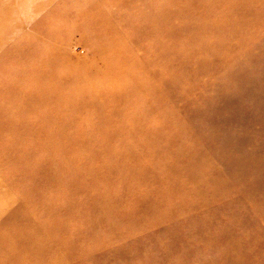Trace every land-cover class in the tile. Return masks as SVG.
Instances as JSON below:
<instances>
[{
    "label": "rangeland",
    "instance_id": "1",
    "mask_svg": "<svg viewBox=\"0 0 264 264\" xmlns=\"http://www.w3.org/2000/svg\"><path fill=\"white\" fill-rule=\"evenodd\" d=\"M25 3L0 11V264H223L238 201L264 226V162L214 167L264 158V0Z\"/></svg>",
    "mask_w": 264,
    "mask_h": 264
},
{
    "label": "bare ground",
    "instance_id": "2",
    "mask_svg": "<svg viewBox=\"0 0 264 264\" xmlns=\"http://www.w3.org/2000/svg\"><path fill=\"white\" fill-rule=\"evenodd\" d=\"M1 2H3V0H0V11H1V9L6 8L7 12H10L11 15H14V13H17L19 10H24V8H22V6L19 5L22 2L25 3L24 0H4V2H6L7 4H2ZM37 2H38V0H32L29 2L26 1V3H28V4H35V3L37 4ZM3 6H4V8H2ZM22 12L23 11H21L19 13H22ZM156 17L159 18V15L156 14ZM8 20H10L9 17H7V21ZM3 21H4V19L1 16V12H0V26L3 25V23H4ZM158 24H159L158 27H160V28H161V26H163V24L160 21L158 22ZM5 26L6 27H4V28H0L1 31L4 30L5 32H8L9 35L12 34V31H13L12 27H8L7 25H5ZM262 162H264V158H262L258 155L257 156L254 155V156H251L248 160H244V163L242 162L240 165H236V164H232V163L224 161L222 163L215 164L214 167L222 166L224 168L223 172H225V174L231 175L234 178L241 172L244 173V172L249 171L255 165H257V167L260 166V164H262ZM211 184H213V181L207 180L206 185L209 186ZM255 189H256V191H258L257 187H255ZM214 190L216 193L217 189L214 188ZM258 192L261 193V198L263 199L264 198V193H263L264 191L263 192L258 191ZM238 202L236 203L237 208L235 209V211H236L237 217L235 219L239 224V230H243V228H244L245 232H242V234H241L244 236L242 239H238V237L235 234L229 235L227 233L228 231H225L226 236H224V238H228V237L231 238V240H230L231 242L230 241L229 242L232 244L233 248L230 246V247H227V249H225V248L223 249L221 247L222 245L218 246L221 248V250L224 252V254L227 255V256H220L218 258L222 259L220 261H222L223 264H259V262H253V261L248 259L249 258L248 255L250 254L251 246H253V245H249V246L244 247V245L241 244V242L244 240L249 241V237H250V240L253 242H256V244H257V245L254 244V247L256 245V247L261 250V245H262V243H264V240H263L264 234H263V236H258V237L253 235V234H255V231H257V229L262 230L264 226H262L261 223L255 219V217H254L255 208L252 207L249 209L248 206L243 205L244 202H240V203H238ZM5 206H7V205H5ZM10 207H12L13 209L16 208L19 211V208L17 205L13 204ZM5 209L6 208H3L0 205V221L7 219L9 217V215L11 216V218L17 219L16 216L19 215L18 213L10 212L8 209H6V210ZM11 214H13V215H11ZM229 230H231V228ZM247 232H249V233H247ZM197 239L205 242L207 240L209 241L210 237L201 233L198 235ZM216 244H218V243L215 241V243L213 245H216ZM263 246H264V244L262 245V247ZM262 249L264 250V248H262ZM182 250H185V249H182ZM195 251H193V253ZM232 254L238 255V258L235 257V259L232 260L233 263H231L229 261V258H230L229 256ZM262 261H264V260H262ZM208 263H209V260H207V264Z\"/></svg>",
    "mask_w": 264,
    "mask_h": 264
}]
</instances>
